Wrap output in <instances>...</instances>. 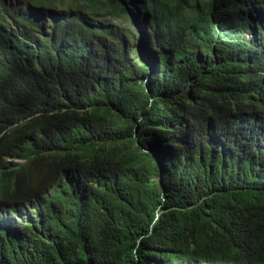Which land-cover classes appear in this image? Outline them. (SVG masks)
<instances>
[{
    "label": "trees",
    "instance_id": "trees-1",
    "mask_svg": "<svg viewBox=\"0 0 264 264\" xmlns=\"http://www.w3.org/2000/svg\"><path fill=\"white\" fill-rule=\"evenodd\" d=\"M24 1L58 5L67 53L16 19L33 65L0 85V156L57 187L0 264H264V0Z\"/></svg>",
    "mask_w": 264,
    "mask_h": 264
},
{
    "label": "clouds",
    "instance_id": "clouds-1",
    "mask_svg": "<svg viewBox=\"0 0 264 264\" xmlns=\"http://www.w3.org/2000/svg\"><path fill=\"white\" fill-rule=\"evenodd\" d=\"M127 8L131 23L135 27L136 33L140 35L142 33L141 19H135L134 11L128 6ZM70 10L75 11L76 9ZM17 18L32 19L35 23L41 24L40 28L42 32L37 33L36 38H44L46 40L50 45L49 50L51 54L61 58L62 54L65 55L67 53V50H64L52 40L53 31L51 26L47 25L46 28L43 27L44 21L60 20V22H63L68 19L58 8L57 4L36 5L24 0H0V85L5 77L13 74L14 68L33 65L30 57L23 51L19 43V39L23 38L24 34L22 25L16 20ZM112 19L110 16L108 17L110 22H112ZM113 25L118 27V29L124 27V25H117L116 23ZM45 30L50 33H45ZM142 36L144 41L143 33ZM261 37L264 39V34H261ZM134 41H136V38ZM143 41L142 38L141 41H138L139 47L142 46ZM62 43L68 45L64 42ZM261 105L262 107L259 110L264 112V100L261 102ZM9 128L0 130V134L6 132ZM77 144L80 143L76 142ZM44 147L45 144H41L39 149L41 150ZM25 163L26 160L21 156H0V192L4 194H0V208L3 210L0 212V228L12 229L17 223L23 226L24 220L22 217L24 215L28 216L29 213L35 216L37 212L36 207H43L45 205V200L43 201L45 196L53 194L57 187L55 182H48L47 186L38 188V179L48 174V168L44 163L38 164L34 166L37 171L31 174L25 168ZM13 170L17 171L13 173L17 174L15 179L11 181L6 180V175ZM7 193L8 195L5 196Z\"/></svg>",
    "mask_w": 264,
    "mask_h": 264
},
{
    "label": "rangeland",
    "instance_id": "rangeland-1",
    "mask_svg": "<svg viewBox=\"0 0 264 264\" xmlns=\"http://www.w3.org/2000/svg\"><path fill=\"white\" fill-rule=\"evenodd\" d=\"M111 21L114 22V23H116L117 25H118V24H119V25H123V24L121 23V18H119V17H116V16H115ZM140 35H141V38H142V41H143L142 33H140ZM140 35H139V33L137 34V36H138V41H139V40L141 41Z\"/></svg>",
    "mask_w": 264,
    "mask_h": 264
}]
</instances>
